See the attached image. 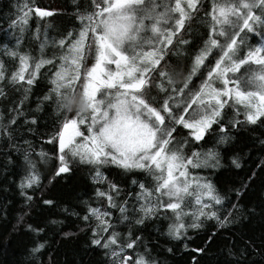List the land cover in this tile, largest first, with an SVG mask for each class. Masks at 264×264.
<instances>
[{
  "label": "snow or ice",
  "instance_id": "snow-or-ice-1",
  "mask_svg": "<svg viewBox=\"0 0 264 264\" xmlns=\"http://www.w3.org/2000/svg\"><path fill=\"white\" fill-rule=\"evenodd\" d=\"M68 7L71 13L9 0L0 10L7 23L0 47L18 61L10 69L0 59V158L6 174L9 165L21 170L11 182L25 209L10 231L52 233L34 241L27 264H57L56 238L79 235L85 254L102 255L99 264H169L164 257L179 250L203 255L217 237L230 243L215 264H264V235L259 245L224 235L255 215L239 201L256 171L234 187L215 181L218 170L241 168L240 154L229 155L238 135L264 125V0H70ZM56 15L68 21L52 36L39 21ZM26 31L37 56L19 51ZM46 66L47 90L30 107ZM48 117L52 131H41ZM36 141L53 150H37ZM259 144L264 150V139ZM32 155L42 167L50 162L46 171ZM256 168L264 172V160ZM82 169L93 186L87 199L42 227L26 222L37 202L58 206L45 198L48 186ZM225 203L231 207L220 211ZM190 230L206 236L203 246L189 249ZM192 264H200L196 256Z\"/></svg>",
  "mask_w": 264,
  "mask_h": 264
},
{
  "label": "trees",
  "instance_id": "trees-1",
  "mask_svg": "<svg viewBox=\"0 0 264 264\" xmlns=\"http://www.w3.org/2000/svg\"><path fill=\"white\" fill-rule=\"evenodd\" d=\"M13 3H27L29 8L41 7L49 10L56 9L58 11H67L71 13L72 9L68 7L70 0H12ZM209 0H205V6H207ZM9 0H0V10L7 11V5ZM68 17L56 15L54 18L39 21L41 24L48 23L50 28V35L57 36L59 32L67 26ZM29 26L34 30L36 27L37 18L33 13L28 14ZM7 27V23L0 19V35H3V29ZM195 27V25H194ZM198 35H203L205 32L204 27H196ZM30 33L27 31L24 34L22 45L19 48L21 52H27L30 55L37 56L40 53L37 50V44L34 40L30 39ZM255 42L254 40L252 41ZM4 43L0 41V44ZM12 45L9 44V48ZM48 51V49H46ZM189 52L192 50L189 49ZM0 59H5L4 49L0 47ZM18 61L5 59V64L8 68H13ZM187 58L184 60L185 66L187 65ZM41 76L38 79V84L33 88V94L31 96L30 107H35V102L38 96L42 95L46 91V85L48 84V68H42L40 70ZM9 99L15 98V92L9 88ZM3 107V105H0ZM49 123L48 128H42L41 131H52L51 117L47 118ZM28 139L35 140V137H27ZM259 139H264V125L249 126L244 130L242 134L238 135V139L235 146L230 149L229 155L232 152L239 153L242 157L241 168L234 169L228 165V161L225 160L226 168H222L217 171L215 175V181L218 186L221 187H234L238 186L240 182L246 180L247 176L253 171H256V178L248 186V189L241 197L239 203L244 206L245 215H247V209H255V215L249 217L248 220H244L239 227H235L231 232L224 233L225 236L232 237L233 241L237 244H242L244 240L255 239L257 245L261 242V236L264 235V172L256 168L257 164L264 160V150L261 149ZM37 150L41 147L45 151L51 152L53 146L49 144L41 145L39 141L35 144ZM0 147H3L0 142ZM16 155L13 154V160H16ZM30 159L36 164L37 168L41 171H46L49 163H45L41 166L39 159L32 155ZM4 162L0 158V209H4L7 212V218L0 217V264H27L28 250L33 246L34 241L37 239H48L52 233L49 232L48 236L43 233L37 237L34 233L27 232L23 228L18 231H10L11 226L15 224L17 213L24 211L22 205L23 200L19 195V192L11 181L19 180L21 173L20 168L9 165L7 168V174L3 171ZM86 169L77 171L75 175L61 181L60 183L52 186H48V195L45 198H51L58 201L57 207H45L40 208L37 202L34 205V210L31 213V218H26L27 223H31L34 226H43V222L52 218H63L60 209L64 206L73 207L80 200L87 199L92 194L93 186L91 181L86 175ZM116 170H112L110 175H115ZM206 174V173H205ZM87 194V195H85ZM232 201L236 200L235 196L231 197ZM231 205L225 203L224 209L230 208ZM79 211V208L76 209ZM72 222L78 223L73 218ZM118 231H124V229H117ZM72 231H75L73 228ZM233 233H236L233 236ZM188 235L192 237L189 242V249H195L203 246L202 241L206 239L203 233H197L189 231ZM155 238V237H154ZM161 244L166 243L165 240H160ZM230 243L221 237H217L215 242L205 247V252L201 256H197L194 251L179 250L175 255L166 256L169 264H192V257L196 256L200 264H215L217 259H220L221 249ZM86 246V238L83 235H79L76 239L60 240L56 238V242L53 243L55 249V255L53 259L57 264H81L82 261L87 264L91 261V264H99V261L103 258L99 252H88L85 254L84 249ZM172 246V245H169ZM179 248V244L176 245ZM51 251V249H50ZM44 259H47L45 254ZM259 259V257L257 258Z\"/></svg>",
  "mask_w": 264,
  "mask_h": 264
}]
</instances>
